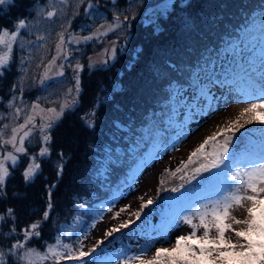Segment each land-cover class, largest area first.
<instances>
[{
	"label": "trees",
	"instance_id": "obj_1",
	"mask_svg": "<svg viewBox=\"0 0 264 264\" xmlns=\"http://www.w3.org/2000/svg\"><path fill=\"white\" fill-rule=\"evenodd\" d=\"M92 2L95 7L89 10V15H85L84 11L87 0L80 5L79 15L72 19L68 31L80 36L89 35L94 28L112 22L114 13H121L122 17L128 15L130 19L126 24H130V27L121 31L115 59L107 64L89 67L90 57L99 48L93 40L79 44V48L72 51L68 61H72L73 66L77 61L83 65L79 73L81 91L77 104L66 110L50 129L51 154L39 158V173L25 182L23 171L27 160H24L12 170L6 186L0 192V214H6V210L12 208L15 216L14 221L11 218L0 221V233H8L13 224L19 233L21 229L40 220L41 236L33 238L30 243V246L40 250L47 243L55 242L63 225L67 227L68 233H71L69 225L73 227L74 233L80 230L87 209L97 194L105 195L121 183L128 182L130 171L138 164L139 158H143L150 146L162 138L157 131L160 124L158 115L163 117L170 112L172 96L176 95L179 88H192L202 94L204 91L198 87L196 72L218 61L228 42L237 39L252 21L264 18V0ZM53 3L60 6L59 0H53ZM50 7L49 0H12L11 4L0 6V27L11 29L18 19L27 18L34 26L31 34H25L24 39L35 40L36 35L50 34L47 41L52 44L56 39L55 32L71 19V10L51 20L39 14ZM47 21L49 29L45 23ZM43 42L36 43L39 45ZM48 49L37 50L36 46L29 44L23 51H16L13 64L0 76V113L7 115L12 110L6 105L12 99L13 84H17L15 95H19L16 104L20 99L24 104H29L41 98L43 105H49L45 104L44 95L46 90L49 92L50 88H55L52 87L54 83L48 81L35 89L29 88L33 76H38L43 70V66L36 67L40 57H44L46 63L52 56ZM30 52L34 59L23 65L29 68V72L28 79L23 83L21 97L19 77L23 73L19 58ZM73 77L74 72L70 68L62 80L73 87ZM47 85L52 86L44 90ZM93 110L95 116L91 119L94 120V126L89 127L81 117ZM40 146L38 142L29 145V153L38 152ZM61 152L63 158L59 155ZM60 163L64 167L62 175L58 177L57 166ZM175 169H164L160 173L157 198L165 203L164 209L170 198L197 184V181H193L192 184H185L180 192H171L172 187L181 183V173L174 177L168 174ZM208 175L203 174L204 177ZM161 180H164V184H161ZM52 185H55L51 188L52 209L49 210L48 219L43 220ZM168 195L171 197L163 200ZM139 220L133 221V225ZM126 231L127 228H124L120 232ZM17 238L22 239V234L19 237L0 235V248L7 252ZM94 262L98 263L95 259Z\"/></svg>",
	"mask_w": 264,
	"mask_h": 264
},
{
	"label": "snow or ice",
	"instance_id": "obj_2",
	"mask_svg": "<svg viewBox=\"0 0 264 264\" xmlns=\"http://www.w3.org/2000/svg\"><path fill=\"white\" fill-rule=\"evenodd\" d=\"M85 2L86 0H59L60 6L57 7L53 0H49L50 9L41 10L39 13L51 20L58 14L66 15L67 10H71V19H68L66 26H62V30L56 33L55 55H52L46 63L44 57H40L39 63L36 64L37 68L43 66V71L39 75L41 85L53 77L64 76L65 62L72 54L70 44L98 40L110 32L130 27V24H126L130 19L129 16L122 17V14L117 12L113 14L112 22L100 25L89 35L80 36L69 32L72 19L79 15V7ZM11 3L12 0H0V6ZM94 7L92 0H87L85 15H89V10ZM134 18L133 16L132 19ZM33 26L34 24L27 18H21L11 29L0 27V76H3L13 64L17 50L23 51L29 44L36 46L37 50L46 49V43L37 45L36 42L47 41L50 34L36 35L35 40L24 39L25 34H31ZM124 39L126 41L127 36ZM110 43L111 47L105 49V54L115 59L117 41L113 40ZM33 59L31 52L19 58L23 73L19 77L21 97L24 92L23 83L28 79L29 72V68L23 65L25 62L31 63ZM107 62V59L100 61L103 64ZM248 62L250 70H246L242 77L234 76L229 81L228 75L225 74L223 81L225 84L235 85L241 94L247 97L248 106L235 120L229 121L225 127L207 136L190 153L186 161H181L174 172L168 173L173 177L181 173L179 177L181 183L172 187L171 192H180L185 188V184H192L193 181H197V185L192 189H185L180 196L170 201V214L165 217L158 234L163 237L169 229L179 227L181 224L186 225L190 231L177 235L171 247H156L150 258L145 257L151 249L142 247L122 261H117V264H264V137L261 138L258 147L246 149L242 154L230 151L236 133L241 128L253 123L264 124V18L260 21L259 56L257 57L253 52ZM92 66L94 65L90 58L89 67ZM67 67L72 68L75 83L67 90L62 101H50L57 105L55 107H44L41 98H37L30 105L24 104L21 100L22 106L17 105L15 103L19 98L15 95L17 84H13V96L6 105L12 111L7 115L0 113V192L6 186L12 170L24 160H27V164L23 177L27 182L39 173L41 169L39 158L51 154L50 129L63 117L66 110L75 107L81 91L79 73L83 65L77 61L74 66L69 62ZM94 116L93 110L81 119L85 120L89 127H93L94 120L91 117ZM5 119L8 122L3 123ZM37 142L41 144L39 151L29 153L28 146ZM59 155L63 158L64 154L61 152ZM193 165L195 166L190 167ZM63 167V163L58 164V177L62 175ZM204 173L209 175L204 177ZM161 184H164V180H161ZM52 187L55 185L50 186L49 202L47 210L43 212V220L48 219L49 210L52 209ZM153 202L149 199L141 205V209ZM108 210L111 211V208L109 207ZM237 211H242L243 216L235 215ZM115 215L119 216V213ZM135 216L139 219L140 212H136ZM6 218L15 220L12 208H8L6 214H0V221H6ZM41 222L40 220L33 222L19 233L13 224L8 233H0L6 237H19L21 234L23 237L15 239L7 252L0 248V264H9L10 261L12 264H46V262L61 264L64 260L86 264L85 257L92 255L99 244L103 243L99 241L89 251H84L83 238L78 239L77 246L74 247L71 243H64L61 235H57L54 243H47L44 249L40 250L30 246V243L33 238L41 236L39 231ZM128 223L130 221L113 227L105 233V236L111 237L113 233L128 227ZM95 226V224L91 225V227Z\"/></svg>",
	"mask_w": 264,
	"mask_h": 264
},
{
	"label": "rangeland",
	"instance_id": "obj_3",
	"mask_svg": "<svg viewBox=\"0 0 264 264\" xmlns=\"http://www.w3.org/2000/svg\"><path fill=\"white\" fill-rule=\"evenodd\" d=\"M45 23L49 29L50 24H48V21ZM258 29H260V23L257 20L252 21L247 29L242 30L243 32L240 33L237 39H232L228 42L222 51V58L212 62L208 67L212 70L206 68L196 72L198 87L205 91V94H198L192 88H179L176 95L172 96L170 112L166 116L163 115V119H160L157 129L158 134H161L162 138H159L158 141L150 146L143 158H139L138 164L133 167L135 169L130 171L129 180L125 183L127 185L118 191L111 192L108 197L97 194L94 198L95 200L92 201L91 206L87 209V215L84 214L86 219L82 228L76 233H74L73 227L69 225V228H71L69 235L67 227L63 225L58 235H61L64 243H71L75 247L77 246V240L83 238V250L89 251L99 241H103L92 255L85 257L86 264L95 263L94 259L99 264H117V261H122L142 247L151 249L145 257L150 258L156 247H171V243H174L177 235L186 234L190 231L186 225L181 224L179 227L169 229L163 237L158 234L163 225L162 221L170 213V201L181 195L178 194L172 198H170L171 195L164 197L163 200L165 201L170 198L164 209L165 203H163L162 199L157 198L160 173L164 169L173 170L179 167L181 161H186L190 153L207 136L225 127L229 121L235 120L240 115V112L248 106L247 97L242 95L235 85L231 83L225 84L223 81L225 74L228 75L229 81H231L234 76L242 77L246 70H250L248 58L253 55V52L256 53L257 57L259 56L260 34L252 32V30L258 31ZM61 30L58 29L55 33ZM95 30L96 28L92 32ZM121 31L122 29H118L98 40L93 39L99 47H97L96 53L90 57L93 65L103 64L100 61L105 59L108 61L114 60L105 54V49L111 47V41L116 40L118 42L121 39ZM248 32L251 33L247 35ZM55 40L52 44L51 41L43 42L46 43L52 55H55ZM69 48L74 51L79 48V44H70ZM69 62L71 63L72 61L65 62L64 72L69 71L70 68L67 67ZM39 75L35 76L34 80L32 79L29 88L35 89L40 85ZM62 78L63 76L53 77L45 81V83L48 81L54 83L52 84L53 86H50H55V88H50L49 92L48 90L45 91L44 97H46L45 100L47 102L45 104L49 105H43L44 107L57 106L50 103V101H62L67 90L72 88ZM24 85H27V83ZM50 86L47 85L43 89H49ZM73 95H75L74 92ZM20 101L21 99L17 105L22 106ZM37 121L39 122V117H37ZM6 122L8 121H3V123ZM262 137H264V124L253 123L245 125L236 133L230 151L242 154L246 149L256 148L259 146ZM219 139L222 140L223 137H219ZM193 186L186 189H192ZM149 199L154 201L153 204L146 207L147 209H141V205ZM94 204L95 207L92 208ZM109 207L111 211L108 210ZM121 209H124V211H121ZM136 212H140V220L133 225L132 222L137 219L135 216ZM116 213H119V216H116ZM235 215L242 217L243 212L237 211ZM87 217H90L89 222L85 224L88 220ZM159 218L163 219L158 222ZM129 221L130 223H128L125 233L120 232L123 228L119 232L113 233L111 237L105 236V233L113 227H118L121 223ZM93 224L96 226L91 227ZM66 237L69 238L66 239ZM232 238L233 240L235 239L234 236ZM66 262L68 264L72 262L80 264L79 261L70 260L61 261V264Z\"/></svg>",
	"mask_w": 264,
	"mask_h": 264
},
{
	"label": "bare ground",
	"instance_id": "obj_4",
	"mask_svg": "<svg viewBox=\"0 0 264 264\" xmlns=\"http://www.w3.org/2000/svg\"><path fill=\"white\" fill-rule=\"evenodd\" d=\"M249 143H250V141H249Z\"/></svg>",
	"mask_w": 264,
	"mask_h": 264
}]
</instances>
